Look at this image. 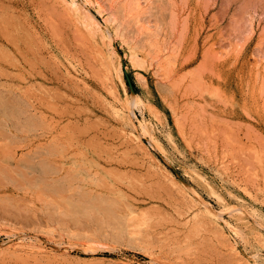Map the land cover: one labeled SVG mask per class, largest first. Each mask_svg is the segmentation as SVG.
Returning a JSON list of instances; mask_svg holds the SVG:
<instances>
[{"label":"rangeland","instance_id":"1","mask_svg":"<svg viewBox=\"0 0 264 264\" xmlns=\"http://www.w3.org/2000/svg\"><path fill=\"white\" fill-rule=\"evenodd\" d=\"M103 6L122 77L60 0H0V264H241L151 156L215 210L206 182L264 222V0ZM134 93L152 105H129L149 154L111 108ZM249 222L236 226L264 264Z\"/></svg>","mask_w":264,"mask_h":264},{"label":"bare ground","instance_id":"2","mask_svg":"<svg viewBox=\"0 0 264 264\" xmlns=\"http://www.w3.org/2000/svg\"><path fill=\"white\" fill-rule=\"evenodd\" d=\"M60 2L66 7V9L70 15L75 17L78 21H80V23L84 27L89 29V31L87 30L88 34L90 31L92 32L93 36H95L98 39V44L103 42V45L104 44L106 45V46L104 45V47H106L105 49H106V51H108L107 53H109L107 56L111 60L113 57H115L116 68H117L116 70L118 71L117 75L122 77L121 76L122 75V61L120 58V54L117 52V49L115 47V41H116V39H119L118 34L111 32V30H110V23H111L110 19H105V18L103 19L105 21L104 23L106 25L102 24V21L101 22L99 21V17H103L104 13L106 11L104 9V6H103L104 0H60ZM139 5H140V3L138 2V6ZM79 29H81V31H82V28H79ZM83 30L85 31V29H83ZM83 33H85V32H83ZM92 34L90 33V35H92ZM86 39H87V37H86ZM88 39H89V35H88ZM95 42H96V40H95ZM95 45L99 46L96 43H95ZM100 45H102V44H100ZM96 46H94V47H96ZM102 46H100L101 49H102ZM97 48L99 49V47H97ZM101 49H100V51H101ZM98 52H99V50H98ZM99 54L100 55L103 54L102 51L100 53H98V55ZM103 57H105V56H103ZM103 57H102V59H103ZM110 59H109V61H111ZM128 59H130V61L136 66L135 58L131 57ZM106 62H108V61L106 60ZM111 62H109V63H111ZM99 65H101V64H99ZM105 65H108V64L106 63ZM141 67H143V66H141ZM104 69L108 70L106 68V66ZM109 71H108V73H110ZM111 74H112V72H111ZM117 78H119V77H117ZM121 81H123V80L121 79ZM113 95H114V93L112 94V96ZM129 95H131V94H129ZM114 97L117 98L115 95L111 98H114ZM128 98L129 97H127V96L125 97V102L122 105H119L121 103H119V101H117V100L112 101L113 103L115 102V104L111 108L115 111V114L118 116V118L122 122L132 123L131 114L129 111L130 103H133L134 106H139L138 108H140V110L142 112L144 111L143 109H147L148 110L147 113L150 112V107L152 108V105L150 106L149 104H147L144 101V99L137 96L136 93L132 94V96H130L129 99ZM112 102L110 104H112ZM148 106H150V107H148ZM150 113H152V112H150ZM151 115L152 114H150V116ZM149 123L152 127L153 124L149 120H148L146 126ZM132 125H133V123H132ZM127 132H128V139L130 141L136 143L140 147L145 146L141 129H139L133 125L132 129L128 130ZM169 143H171V142L169 141ZM143 150H145L148 154L150 153V151L147 149V146H145V148H143ZM151 157H152V161H153L152 163H154L156 165L155 167H158L157 169L161 170V172L164 174L163 176H166L167 178H169V181H172V182H170V184L173 183L174 185H176L175 187L177 189H179L178 192L182 194L184 199L187 202L189 201L190 204L192 203L190 206L192 208L193 213L195 214V217H199V219L201 221H203L202 217H204V218L206 217L205 219L210 220L209 224L212 223L218 230H220L222 232L221 234L224 235V237L222 236L224 238V240H225V237L227 236V239L230 242L231 254H233V256L236 259L237 258L239 259V261L237 260L238 263L240 262L241 264H262L260 261L259 255L253 254L249 250V248H248L249 242L247 240L248 237H245L246 233L244 234V231H242L243 228L241 230V226L240 227H238L239 225L236 226L237 223L249 222L250 221L249 218H251L253 220V222L252 221L249 222V224H250L249 230L251 231V234L256 235V232H255L256 226H254V225L257 224V226L264 227V225H261L262 223H264V222H262L263 220L260 221V222H262L261 224H258V222H257V220H260V217H259V219H256L255 217H258L257 215L255 216L252 213H250L251 211L248 213L245 210L246 209V207H245L246 200H243L242 198L240 199L239 197L235 196V194L231 193L230 191L223 192V190L220 189V186H219V188H215L209 182L205 181L206 180L205 177L203 178V176L202 177L200 176L199 179H201V181L204 180L206 182V184L208 185V188H206L207 185L204 187L209 190V192L211 193V196H213V198L218 202L220 210H215V208L212 205H210L209 203H207L206 201H204V199L202 197L193 193L192 190L187 186V184L182 179H177L173 174H171V172L165 167V165L160 160H158V158H156L155 156H151ZM167 181H168V179H167ZM192 181H194V180H192ZM198 183H199V181H198ZM224 190H226V189H224ZM243 193H244V191H243ZM246 194H249V193L246 192ZM251 197H252V195H251ZM230 200H233L231 202L232 203L234 202V203L232 204L230 202ZM206 222H208V220ZM248 225H246V226H248ZM237 227L240 229H238ZM49 240H52V239L50 238ZM15 241H19L18 245L22 248L37 249L41 253H44V254L58 255V254H60V251H61L60 248H57L58 244H57V246H55V245L53 246V245H51L50 241H44L42 239L29 240L28 238H26V239L25 238H20V239L9 238L7 242L10 244H13ZM229 242L226 241V243H228V244H229ZM53 244H55V243H53ZM241 246H243L242 247V248H244L243 250L241 249ZM250 248H252V247H250ZM65 251L68 252V249L66 248ZM150 260H151L152 264H155L158 259L157 258L155 259L152 256ZM125 264H138V263L130 260L127 263L125 262Z\"/></svg>","mask_w":264,"mask_h":264}]
</instances>
